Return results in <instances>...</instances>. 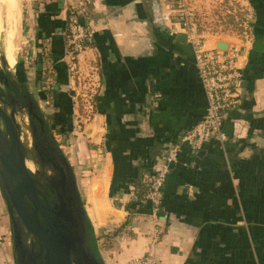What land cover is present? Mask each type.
<instances>
[{"label":"crops","instance_id":"1","mask_svg":"<svg viewBox=\"0 0 264 264\" xmlns=\"http://www.w3.org/2000/svg\"><path fill=\"white\" fill-rule=\"evenodd\" d=\"M23 1V40L17 45L21 53L10 76L33 98L47 123V136L80 193L71 157V138L77 134L68 70L70 7L94 34L93 48L80 60L83 74L96 76L102 87L97 115L87 128L89 136L100 137L102 143L93 150L103 166L93 201L99 205L107 197L108 235L132 219L128 230L108 239V255L99 249L104 263L127 264L147 254L158 226L161 241L153 249L157 264H264V0H244L250 18L248 41L233 39L242 45L246 63L241 69V103L224 122L226 142H213L197 153L182 146L156 216L151 202L133 206V214L127 210L137 196V179L152 164L150 148L177 142L207 110L192 47L176 37L185 32L180 25L157 21L162 14L176 15V1ZM218 42L210 37L205 44L215 49ZM48 66L57 85L51 100L39 80ZM81 198L87 208L82 193ZM97 246L101 248L98 241Z\"/></svg>","mask_w":264,"mask_h":264},{"label":"built area","instance_id":"2","mask_svg":"<svg viewBox=\"0 0 264 264\" xmlns=\"http://www.w3.org/2000/svg\"><path fill=\"white\" fill-rule=\"evenodd\" d=\"M175 1L176 15L162 14L158 16L157 21L165 25L169 23H173L174 26L180 25L188 35L197 72L207 98V110L203 119L192 129L182 133L177 142H169L163 146L158 168L148 180V200L153 205L155 216L159 212L163 199L170 164L178 161L182 146L186 145L192 152L197 153L213 142L222 144L226 142V136L223 132L224 122L228 114L237 109L241 103V69L246 63L240 46L230 44L227 51H220L217 48L208 49L193 23L191 9L188 8V0ZM68 11L69 79L75 92L78 93L76 85L80 87L82 84L84 89L80 90L90 98L84 101L87 104H83V108L85 107V110L88 109L89 111L95 109L97 112V96H99L102 87L100 82L96 80V76L83 74L80 61L82 55L93 48L94 34L87 25L80 21L78 12L74 7H70ZM48 55L47 53L46 62H48ZM43 73L45 77L47 74H54V70L48 66ZM157 220L158 218H156ZM160 237L161 229L156 226L149 252L142 257L134 258L128 264H156L153 249L155 244L159 243Z\"/></svg>","mask_w":264,"mask_h":264},{"label":"water","instance_id":"3","mask_svg":"<svg viewBox=\"0 0 264 264\" xmlns=\"http://www.w3.org/2000/svg\"><path fill=\"white\" fill-rule=\"evenodd\" d=\"M176 37L179 42H188L186 33H178ZM228 47L226 42L217 44L220 51H227ZM1 84L0 79V190L13 223L14 249L19 263L105 264L96 257L90 244L89 232H86L89 220L80 195L75 203H66L58 193L60 202L52 207L46 200H41L43 193L27 167L28 152L18 132L17 115L23 108L5 99ZM30 106L29 115L44 127L43 117L32 113V102ZM173 165L171 163L170 168ZM56 169L63 172L61 167ZM62 176L65 177L64 174ZM15 217L19 218L27 235L34 238L39 262L27 259L26 246Z\"/></svg>","mask_w":264,"mask_h":264},{"label":"rangeland","instance_id":"4","mask_svg":"<svg viewBox=\"0 0 264 264\" xmlns=\"http://www.w3.org/2000/svg\"><path fill=\"white\" fill-rule=\"evenodd\" d=\"M14 1L15 8H13V14L11 17H7L5 3L0 2V13L2 14H0V71L3 72V74H5L6 76H10V71L12 70L11 68H13V70H15V68L10 67L7 63L5 52L7 51V48L9 46L12 48L15 60L16 58L18 59V57L20 58L19 54L21 52L20 50H18L17 45L19 46L21 40H23L22 24L24 19V1ZM188 8L191 9L193 23L195 24L198 34L204 39V42H206L210 37L218 38L222 42L230 41L232 45H237V43H233V39H240L239 41H241L243 44L248 41V33H246V28L250 18L247 10L248 6L244 0H202L198 2L194 0H188ZM12 26L14 29V37L9 43L6 36L7 31L10 30ZM18 39L19 43L16 44ZM237 46H240L242 48V45L240 44ZM11 78H13L12 80L15 83L16 81L14 80V77L11 76ZM39 80L44 85L45 80H43V76H40ZM73 88L75 89V87ZM76 88L78 90V93L73 89L72 90L75 93V131L77 135H72L71 138V141L75 146V148H72L73 154L71 155V157L78 173V180L81 184L80 189L85 201V206L88 208V211L87 208H85L86 214L90 213V217H88L89 215H87V217L91 224L93 234L96 239L98 238V243L101 247L99 248L97 246V248L98 250L100 249L103 254L108 255L107 252H104V249H108V222L106 219V217L108 216V208L105 204L107 202V197L99 200V205L95 204L96 202H98V200L93 201V197L97 199V187L99 186V181L102 179L99 176L103 167L102 161H100V154L94 152L93 150L96 151L100 149L102 147V143L98 142L100 141V137H97V139L95 138V140L92 139L89 136L90 131L87 129L88 126H90L94 122L97 112L95 109L93 111H89L88 109L85 110V107L83 108V104H87L84 101H87L90 98L89 96H85V94H83V91L80 90L84 89L82 84H80V87L76 85ZM37 98H35V100H37ZM39 100L40 103L41 99ZM43 108H45V106ZM45 110L47 109L45 108ZM22 119L26 121L30 128L31 120L29 118L27 110H20L18 112L17 120L21 121ZM31 135H33L32 130ZM34 159L36 160L35 156ZM35 162L38 167V169L37 167L36 169L38 171L41 170L39 163L37 161ZM36 169H34L33 173L35 175H39ZM42 171L45 170L43 169ZM46 171L49 173L48 169ZM102 209H105L106 211H103ZM103 213L104 216L102 215ZM160 241L161 237L159 242ZM26 250L28 251V248H26ZM0 264H20L16 251L14 249V237L7 211V205L3 198L1 190Z\"/></svg>","mask_w":264,"mask_h":264},{"label":"flooded vegetation","instance_id":"5","mask_svg":"<svg viewBox=\"0 0 264 264\" xmlns=\"http://www.w3.org/2000/svg\"><path fill=\"white\" fill-rule=\"evenodd\" d=\"M0 79L2 80L1 88L5 94V99L13 104H18V107H22L23 110H27L29 115V109L31 102L33 103V112L38 116H41L39 111L36 109L33 98L27 94L23 84L14 83L11 76H6L3 72L0 71ZM20 86V87H19ZM31 120L30 128L34 131L32 135V152L36 157V160L40 164L41 170H37L39 175H35L32 171L31 174L34 175V179L38 182V187L42 191L43 196H40L41 200H46L48 204L52 207L55 204H59L60 198L58 193H60L61 198L66 203H75L77 201L78 195L81 193L77 180L73 177L71 170L66 166L63 158H60L61 155L55 150V147L52 146L49 137L47 136L46 121H44V127L41 126L40 122L29 115ZM34 124V125H33ZM34 143V144H33ZM61 167L63 172L61 173L56 169V167ZM49 168V169H48ZM45 171H42V170ZM49 170V173L46 170ZM51 172V173H50ZM64 174L65 177L62 176ZM63 179H65V184H63ZM17 221L18 228L21 231L22 239L26 248H28L27 259H36L38 247L34 246L35 240L32 236L27 235L24 230L21 221L18 217H15ZM11 229L13 233V223L10 219ZM90 227L87 225L86 232H89ZM39 262L38 259H36Z\"/></svg>","mask_w":264,"mask_h":264},{"label":"trees","instance_id":"6","mask_svg":"<svg viewBox=\"0 0 264 264\" xmlns=\"http://www.w3.org/2000/svg\"><path fill=\"white\" fill-rule=\"evenodd\" d=\"M43 80H45L44 85L41 82H40V84H41V87L44 91V95H45L46 99L51 100V99H53L54 93L56 92V88H57L56 76H54V74H47V76H45V77L43 76ZM51 80H53V83H51ZM50 124L53 125L52 121ZM163 146H164V144H156L150 148V159L152 161V164L149 168L146 167L147 168L146 175L150 171H153L152 172V174H153L155 172V170L158 168L159 159L162 156ZM144 169L145 168H143V170ZM146 175L143 174V176H140L135 183V188H136L135 191H136L137 196H136L135 201L127 207V210L132 214L134 213L133 208H132L133 206L134 207H141L145 203H150L148 200V195H149L148 180L150 179V177L152 175L151 176H149V175L146 176ZM89 225H90L89 226L90 227V230H89L90 240L89 241L91 243V246L93 245L92 248L96 254V257L102 259V256H101V254L97 248V241L98 240L95 238V236L93 234L90 222H89ZM131 225H132V219L128 218L124 224H122L119 227L114 228L113 234L110 233L111 235H108V239L111 236H119L125 229L128 230Z\"/></svg>","mask_w":264,"mask_h":264},{"label":"bare ground","instance_id":"7","mask_svg":"<svg viewBox=\"0 0 264 264\" xmlns=\"http://www.w3.org/2000/svg\"><path fill=\"white\" fill-rule=\"evenodd\" d=\"M0 2L5 3L6 10H7V17H11L12 14H13V8H15L14 7V2L15 1L14 0H0ZM12 24H13V22H12ZM6 37L8 38V41L10 43V41L14 37L13 26L10 28V30L7 31V36ZM5 58H6V61L9 64L10 67H14L15 66L16 60H15V57L13 55L12 48L9 47V46L7 48V51L5 52ZM18 124H19L18 132H19L20 140H21L22 144L25 146V148H26V150L28 152L27 167L30 169V171L33 172L34 169H36L37 165H36V162H35V159H34V155H33V152H32V142L33 141H32L31 130H30L28 124L26 123V121L24 119H22L21 121H18ZM37 169H38V167H37Z\"/></svg>","mask_w":264,"mask_h":264}]
</instances>
